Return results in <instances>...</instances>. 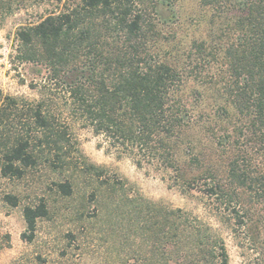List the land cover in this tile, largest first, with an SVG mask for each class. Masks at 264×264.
Here are the masks:
<instances>
[{
	"label": "trees",
	"instance_id": "obj_1",
	"mask_svg": "<svg viewBox=\"0 0 264 264\" xmlns=\"http://www.w3.org/2000/svg\"><path fill=\"white\" fill-rule=\"evenodd\" d=\"M168 1L80 0L78 5L51 13L38 24L20 30L24 59H37L42 51L46 56L39 57L49 63V117L40 104L31 109L29 119L46 132L49 158L53 157L59 166L67 164L64 153L71 144L70 127L58 117L66 114L85 122L107 140L118 157L133 159L139 168L145 164L167 168L176 172L184 184L196 188L201 181L208 185L209 179L217 177V183L209 185V193L230 200L235 193H230L220 180L227 167L221 162L211 163L205 149H199L195 131L201 120H197L182 94L188 78L184 75L186 61L193 56L197 58L190 63L218 54L226 69L222 68L216 110L213 117L209 114L211 125L206 131L214 135L216 149L223 148L228 155L230 168L225 174L231 188L253 190L261 184L264 197V0H200L205 8L226 11L224 35L216 34L210 42L206 38L194 40L184 51L188 55L183 62L178 60L177 50L170 56L172 51L164 54V37L150 18ZM195 73L198 75V71ZM3 104L1 120L19 116L12 109L17 106L16 98L6 97ZM206 116H200L202 121ZM223 122L231 128H222L220 131L225 133L219 134L215 126ZM33 144L30 135L15 138L3 157V175L22 178L25 170L37 163ZM242 144L251 145L259 153L261 168L256 178L241 165ZM87 170L98 176L103 173L92 164ZM58 186L64 194H72L69 182ZM117 187L110 182V194L119 191ZM4 200L11 207L20 202L13 194H7ZM129 202L152 211L157 219L152 226L158 228L162 246L167 240H180L179 251L186 257L181 258L182 264H230L224 241L212 239L182 210L175 211L177 217L172 220L169 210L144 204L140 199ZM47 215L43 201L26 206L24 219L30 233H24L23 239L32 241L37 221Z\"/></svg>",
	"mask_w": 264,
	"mask_h": 264
},
{
	"label": "rangeland",
	"instance_id": "obj_2",
	"mask_svg": "<svg viewBox=\"0 0 264 264\" xmlns=\"http://www.w3.org/2000/svg\"><path fill=\"white\" fill-rule=\"evenodd\" d=\"M79 3L80 0H0V108H5L4 98H16L17 106L12 109L19 114L0 119V264H182L181 258L186 257L179 251L180 240H167L162 246L158 228L152 226L157 222L152 211L129 202L139 199L171 211L172 220L177 217L175 211L182 210L212 239L224 241L230 264H264L263 186L257 184L253 190L231 188L225 174L230 168L228 155L223 148L216 149L214 135L206 131L216 110L214 102L223 82L222 68L226 69L218 54L190 63L197 58L193 56L186 61L184 75L188 78L182 94L197 120H201L195 131L199 149H205L211 163L221 162L227 167L220 180L230 193H235L231 194V201L228 196L209 193L217 177L209 179L208 185L201 181L196 188L184 184L176 172L167 168L149 164L139 168L133 159L118 157L107 140L85 122L66 114L57 113L59 122L70 127L71 144L64 153L67 164L59 166L53 157L49 158L46 132L29 119L31 109L40 104L49 117V63L39 57L46 56L42 51L37 59H24L26 52L18 32ZM167 3L150 17L164 37L165 55L177 50L178 60L183 62L188 55L184 51L190 49L194 40L206 38L210 42L217 35H224L226 11L205 8L200 0ZM170 39L172 43L168 42ZM205 114L206 121H202L200 116ZM226 127L231 128L223 122L216 124L215 129L224 134L220 129ZM21 134L32 137L37 163L26 169L22 178L5 176L4 154ZM239 153L245 172L256 178L261 168L259 153L243 144ZM88 164L99 167L102 175L87 170ZM66 182L72 186L71 195L59 189L58 185ZM110 182L118 186L115 194H110ZM7 194L19 198L17 207L6 203ZM42 201L48 215L37 221L34 239L29 242L22 237L30 233L24 209Z\"/></svg>",
	"mask_w": 264,
	"mask_h": 264
}]
</instances>
